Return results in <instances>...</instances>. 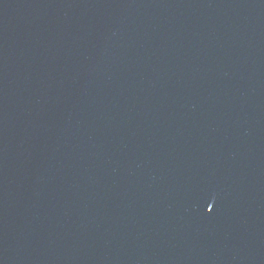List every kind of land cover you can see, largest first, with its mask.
I'll return each instance as SVG.
<instances>
[{
	"label": "water",
	"instance_id": "1",
	"mask_svg": "<svg viewBox=\"0 0 264 264\" xmlns=\"http://www.w3.org/2000/svg\"><path fill=\"white\" fill-rule=\"evenodd\" d=\"M0 264H264V0H0Z\"/></svg>",
	"mask_w": 264,
	"mask_h": 264
}]
</instances>
